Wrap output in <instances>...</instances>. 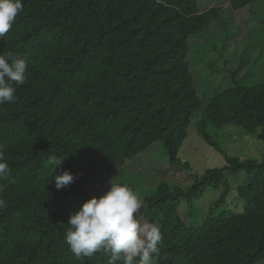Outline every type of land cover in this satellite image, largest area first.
I'll return each instance as SVG.
<instances>
[{"label": "trees", "instance_id": "trees-1", "mask_svg": "<svg viewBox=\"0 0 264 264\" xmlns=\"http://www.w3.org/2000/svg\"><path fill=\"white\" fill-rule=\"evenodd\" d=\"M200 3L24 0L0 38V53L21 54L28 65L25 83L14 84L15 103L0 105V147L11 169L0 181L6 203L0 209V264H107L103 250L76 259L65 240L69 216L97 196L94 190L117 168L156 142L171 163L194 172L189 184L160 180L139 195L145 202L141 222L161 228L156 264L264 260V151L260 158L228 154L209 131L210 124L235 125L264 141V83L236 80L203 101L189 39L221 19L223 6ZM255 4L264 18V0H230L229 6L254 12ZM206 65L214 72L216 63ZM190 127L224 154L220 166L202 173L183 161ZM62 160L56 172L71 170L77 179L58 190L54 165ZM241 170L245 177L231 181L228 173ZM233 188L244 200L241 211L226 205ZM218 189L197 220L205 191Z\"/></svg>", "mask_w": 264, "mask_h": 264}, {"label": "rangeland", "instance_id": "rangeland-1", "mask_svg": "<svg viewBox=\"0 0 264 264\" xmlns=\"http://www.w3.org/2000/svg\"><path fill=\"white\" fill-rule=\"evenodd\" d=\"M223 6L221 19L214 20L203 34L193 35L189 39V58L192 72L196 80L198 94L206 103L214 94L229 88L234 82L255 84L264 83V18L262 8L258 4L253 6L254 12L248 7L241 10H232L230 0H201L202 7H211L215 4ZM219 53V57L215 52ZM216 63L214 72L206 64ZM208 62V63H207ZM261 70L255 71L256 67ZM260 69V68H259ZM250 73V74H249ZM202 117V116H200ZM209 131L218 138L225 152H238L245 157L260 158L264 151V141L258 136L245 133L235 125L216 127L209 125ZM240 132L242 135L232 136ZM231 139H233L231 141ZM239 144V145H237ZM183 161H189L194 171L202 173L208 167L220 166L225 158L224 154L207 145L205 140L194 128H189V135L184 142ZM160 142L154 143L149 149L127 161L117 168V172L104 184L94 190L96 197L104 194L110 187V180L127 184L137 194H142L144 188L157 184L160 180L189 184L194 179L191 168L177 166L169 160V154ZM242 156V157H243ZM119 171V172H118ZM230 180L239 183L245 172L228 173ZM221 189L205 191L199 202V213L195 218L201 219L202 213L210 208L219 197ZM232 209L241 211L244 200L236 195L235 188L227 197V204ZM183 213H187L185 205L180 204ZM205 209V210H204ZM198 214V215H197ZM264 264V260L256 263Z\"/></svg>", "mask_w": 264, "mask_h": 264}, {"label": "clouds", "instance_id": "clouds-1", "mask_svg": "<svg viewBox=\"0 0 264 264\" xmlns=\"http://www.w3.org/2000/svg\"><path fill=\"white\" fill-rule=\"evenodd\" d=\"M23 9L24 0H0V38L6 36ZM27 69L23 55L0 53V105L15 103L14 84L25 83ZM62 162L54 165L58 190L69 187L77 179L71 170L56 172ZM10 175L11 169L0 147V181ZM109 183L104 194L85 201L70 214L65 240L71 252L78 260L103 250L108 256L107 264H156L162 240L159 224L141 222L139 213L145 202L131 187L114 179ZM5 207L4 199H0V209Z\"/></svg>", "mask_w": 264, "mask_h": 264}]
</instances>
